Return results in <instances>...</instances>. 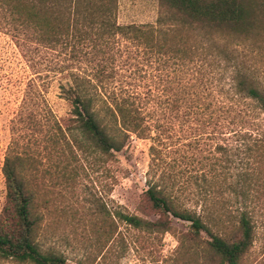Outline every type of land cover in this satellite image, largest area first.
Segmentation results:
<instances>
[{
	"label": "trees",
	"instance_id": "16d2710c",
	"mask_svg": "<svg viewBox=\"0 0 264 264\" xmlns=\"http://www.w3.org/2000/svg\"><path fill=\"white\" fill-rule=\"evenodd\" d=\"M156 2L154 23L122 25L119 0H0V32L33 70L42 51L62 57L55 69L63 74L59 95L71 122L63 128L47 103L52 79L31 78L19 121L33 144L19 151L20 138H12L2 166V260L65 263L38 242L37 182L30 174L37 170V156H55L63 171L77 153L112 163L132 138L152 140L143 195L157 219L119 214L122 220L162 233L170 231L172 219L187 222L191 238H209L207 264H242L252 248L256 209L264 197V74H254L250 47L264 43V0ZM132 60L141 71L158 72L152 77L162 84L160 94L122 79L119 71ZM151 99L159 102L147 110ZM167 114L180 124L214 128L208 135L220 143L208 176L202 171L186 179L176 170L175 124L160 122Z\"/></svg>",
	"mask_w": 264,
	"mask_h": 264
},
{
	"label": "rangeland",
	"instance_id": "374dc122",
	"mask_svg": "<svg viewBox=\"0 0 264 264\" xmlns=\"http://www.w3.org/2000/svg\"><path fill=\"white\" fill-rule=\"evenodd\" d=\"M157 15L156 0H119V24H152ZM61 60L42 51L36 55L33 70L10 36L0 32V212L6 193L2 166L10 141L20 138L19 151L33 144L29 131L23 129L25 123L19 121L31 78L46 75L52 79L44 94L47 103L63 128L71 124L69 106L58 89L63 74L55 68ZM250 61L254 74H264V43L250 47ZM127 62L119 71L125 82L138 86L139 91L151 86L155 94L161 93L162 84L152 77L158 72L146 67L141 71L136 61ZM147 102V110H153L159 101ZM164 119L160 122L175 124L178 149L173 148L171 157L178 173L186 179L202 171L208 176L209 164L218 156L215 146L220 143V138L208 135L214 128L198 126L200 122L196 121L180 124L169 114ZM151 145L150 139L132 138L112 163L102 156L77 153L66 171L57 166L55 156H37V170L30 174L37 182L35 204L40 215L38 242L42 250L61 254L64 264H207L205 242L209 238L204 233L197 240L191 238L187 222L172 219L170 231L162 233L133 228L120 218L119 214L151 222L157 219L143 195ZM34 148L39 151L41 147ZM257 206L255 239L242 264H264V197ZM0 264L19 263L0 258ZM209 264L217 262L213 259Z\"/></svg>",
	"mask_w": 264,
	"mask_h": 264
}]
</instances>
